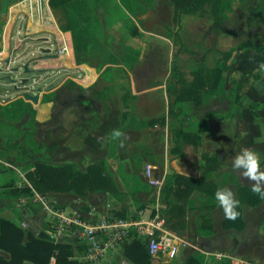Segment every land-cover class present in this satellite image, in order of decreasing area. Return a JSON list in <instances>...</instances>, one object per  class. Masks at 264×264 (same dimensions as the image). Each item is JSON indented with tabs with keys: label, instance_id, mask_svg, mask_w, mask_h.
Here are the masks:
<instances>
[{
	"label": "rangeland",
	"instance_id": "1",
	"mask_svg": "<svg viewBox=\"0 0 264 264\" xmlns=\"http://www.w3.org/2000/svg\"><path fill=\"white\" fill-rule=\"evenodd\" d=\"M20 1L0 0V35L7 28L6 25L9 22L13 5ZM106 1L100 0L99 4L97 0H88L91 20L82 25L87 31L89 39L93 42L94 49L102 51L106 58L112 54H119L124 44H130L140 52L138 61H130L127 64L128 69L121 68L116 85L107 84L103 80L96 84L101 90L104 87L112 89L111 104L118 107L119 112L122 113L119 115H124L123 118L125 119L120 128L126 129L124 124L128 123L131 129H127L124 133L123 130L118 131L111 137L106 157L102 159L105 161V173L113 182V190L97 191L86 197L65 193L63 194L64 198L60 200L73 209L79 207L86 209L89 206H96L101 214L121 211V215L138 218L143 214L148 216L159 212L165 220L166 229L177 235V215L163 213L166 208L163 202V194L161 191L160 196H158L155 187L147 181L148 168H151L155 177L165 179L167 174L177 172V159H180L181 165L188 166L191 163L200 171L201 164L204 163V171H206V156H208L212 158L208 161V166L214 167L211 172L213 181L220 182L223 179L235 181L232 158L241 149L237 144V138L241 137V130L237 128L236 102L231 95L225 100L210 98L201 104L192 100L180 102L177 100V88L169 90L168 85L170 82L177 84L174 70L176 72L177 70L178 72L181 71L182 75L178 82L181 81L180 87H184L190 83L188 80L191 78L193 67L201 64L205 67L215 65L216 58L220 57V51L228 49H220L217 41L213 45L215 35L218 37L230 36L232 41L224 43L225 45L236 44L247 37L258 39V34L264 31V22L258 17L255 22L249 23L248 16L250 8L264 2V0L233 1V11L227 21V28L232 32L231 34L210 30L212 15L206 8L196 14H183L182 25L184 29H179L176 9L171 0H150L149 2L128 0L127 7L122 4L121 0ZM53 9L55 12L58 10L54 7ZM24 21V14H20L13 30L12 43L14 46H22L18 54H28V56L18 63H12L11 66L23 65L34 56L31 54L33 51L48 45L40 41L39 38L54 39V35L48 32L36 33L25 38ZM19 37L24 38V40L19 42ZM53 48H55L54 45ZM260 56H264V53ZM91 61L96 64L100 61V57L95 54ZM233 61L235 63L236 59ZM150 65L152 68L146 70V67ZM1 66L4 67L5 63H2ZM261 69L263 70L260 71L264 74V67L261 66ZM129 72L135 78L136 90L143 87L140 81L144 78H146L143 80L146 85L148 82L156 80L163 83V86L159 87L157 91L145 95L146 100L142 98L137 100V97L129 100L132 85L125 84V79L128 78L127 81H131ZM208 72L207 69L205 73ZM238 73V71L234 72L230 79L237 78ZM33 75L34 73L16 74V77L22 78ZM78 75L82 76L83 73ZM72 88L76 92H80L79 84L72 86ZM249 93L251 100L255 95L257 97L260 95L264 100L263 84H256ZM208 112L215 114L213 117L207 118L208 131H204L203 123ZM132 118L136 121H133ZM141 122H145V124L143 123L144 126H141L143 128L135 129L137 126L140 127ZM179 126H183L191 134H201L202 140L199 143H188L180 139L177 134ZM35 128L37 126L25 129L24 133L19 134L21 139L23 135L26 137V141L30 139L29 136L33 134L32 132L37 130ZM209 133L212 140L208 141L206 146L204 143L205 134ZM11 149L13 153L19 151L18 146L11 147ZM254 151L259 155L261 166L264 168V150ZM43 155L44 150L41 151L39 157L43 158ZM87 167L83 166L84 170ZM115 190L125 194L123 200L114 196ZM48 196L50 199L57 200L55 193H50ZM78 198H82V200L78 201ZM195 203V206L199 205V202ZM221 216L220 209L216 215L219 224L221 223ZM184 218V227H186L187 222H190L191 225L189 237L192 241H197V233L199 232L197 211L191 212L189 219L187 216ZM263 227L262 225V232L260 231L259 234L264 236ZM257 241H261L260 237ZM5 255L0 250V256ZM153 258H155V263L159 261L162 264H177L178 262L177 254L173 257ZM222 259L213 256L210 259V264L223 262H226L224 264H232L230 261L228 263ZM104 264L108 263L104 262Z\"/></svg>",
	"mask_w": 264,
	"mask_h": 264
},
{
	"label": "crops",
	"instance_id": "2",
	"mask_svg": "<svg viewBox=\"0 0 264 264\" xmlns=\"http://www.w3.org/2000/svg\"><path fill=\"white\" fill-rule=\"evenodd\" d=\"M17 12L14 22L19 17ZM212 25L213 22L210 26L212 27ZM211 27L210 30L213 31ZM33 28L36 30L35 24ZM55 33L58 37L53 33L51 34L54 35L53 40L57 43L55 47L57 49V47L60 48L59 37L62 34H58L56 31ZM65 35L70 38L71 45L73 46L70 66L39 67V63L44 59L34 61L31 66L45 70L41 76L45 79L44 85L50 88L42 94L38 104L26 100L36 110V123L31 125L32 115L26 113L20 121L14 124L13 129L6 133V137L0 132V216L11 219L22 227L32 231L37 237L46 240H51L50 225L40 206L24 195L23 187L27 186L29 181L23 168L33 164L37 160H41L51 164H76L84 170L83 166L87 167L106 157L111 137L123 126L121 124L125 120L123 118L124 115H119L121 112H119L118 107L111 104L113 97L112 89L104 87L101 90L96 84L103 80L107 84L116 85L119 79L118 74L122 70L121 68L128 69V63H106L101 69H98L97 63H93L92 65L87 63L78 64L72 33L64 31V37ZM213 41V45L216 44V41L218 42L220 49H229L237 44H224L232 41L230 36L218 37L215 35ZM0 42L3 44L0 45L1 66L10 53L20 55L18 51L21 50L22 46H14L10 37L8 45H6L5 32L0 35ZM68 53L69 49L67 53L63 54ZM263 53L264 51L258 53L252 49H244L235 53L234 59L236 61L235 63L234 61L231 62V68L225 74L226 99L231 95L236 102V124L237 128L241 130V137L237 138V144L240 148L247 146L260 151L264 150V100L260 95L258 97L255 95L251 100L249 92L258 83L264 86V74L261 72L263 70L261 66L264 67V56H260ZM61 55L59 54L53 60L59 59ZM107 68H110V70L104 73ZM146 68V70H149L152 68V65ZM236 71L239 72L237 78L230 79ZM79 73H83V75L79 76ZM249 73H254L257 75V78L251 81L250 87L248 86L249 89L247 87L241 99L236 101L235 93L231 92V89L234 87L236 81ZM91 74H94L95 77L94 79H90L88 84L81 82L82 79ZM129 74L131 76L130 83L127 81L128 78L125 79V84L132 85L129 100H133L134 97H137V100L141 98L146 100L147 98H144L145 95L157 91L159 87L163 86V83L156 80L148 82L146 85L143 81L146 78H144L140 81L143 87L136 90L135 78L131 72ZM190 77L189 82L193 79L192 75ZM76 84H79L80 92H76L72 88ZM181 88L179 84L177 91L180 92ZM47 95L50 98L44 102L43 98ZM17 98L21 97L11 87L0 91V105H5ZM35 126H37L35 128L37 130L32 132L33 134L29 136L30 139L26 141V137L23 135L22 140L19 134L24 133L25 129ZM124 126H126V129L124 128L123 133L127 129H131L128 123L124 124ZM139 128L143 127L137 126L135 129ZM211 140L210 133L205 134V145ZM14 146L19 147V151L16 153H13L11 149ZM42 150H44V159L39 157ZM179 160L177 159V173L194 178H201L205 174L204 163L201 164L200 171L191 163L188 166L181 165ZM6 163L14 167H9ZM234 175L236 177L235 181L223 179L220 182L217 180L213 181V183H217L218 187L230 185L234 188L239 200L238 206L242 209V217L246 223L245 228L242 230L225 228L223 226L225 216L217 201L215 207L211 210L210 220H207L206 223L200 220V210L191 209L188 205L186 208L187 219L190 218L191 212L197 211L198 213V239L197 241H192L189 237L191 233L190 222H187L186 227L177 230V236L185 242L183 246L185 248L183 249L182 247L177 254V264H184L193 252H199L205 256L204 264H210V259L213 256L220 259L223 258L222 260L228 263L230 261L232 264H242L243 261L250 264H264V236L259 234L260 231L262 232V225L264 226V198L256 206L241 202L238 187L251 188L252 182L248 181L246 177H242L239 174V170L234 169ZM44 195H50V193ZM55 195L59 201H62L60 199L64 198L63 194L55 193ZM22 198H26V202H21ZM220 209L222 216L220 219L221 223L219 224L217 223L216 215ZM111 213L121 215V211ZM259 237L260 242L257 241ZM220 254H223L224 257H221ZM106 262L108 264H134L124 256L123 248L111 252L107 256ZM224 263L226 262L221 264Z\"/></svg>",
	"mask_w": 264,
	"mask_h": 264
},
{
	"label": "trees",
	"instance_id": "3",
	"mask_svg": "<svg viewBox=\"0 0 264 264\" xmlns=\"http://www.w3.org/2000/svg\"><path fill=\"white\" fill-rule=\"evenodd\" d=\"M100 4V0H97ZM108 1V0H107ZM106 1V2H107ZM149 2L150 0H143ZM177 13V22L179 29H184L182 25L183 14H196L202 9H207L212 15V30L225 34L232 32L227 28L229 15L233 11L234 0H171ZM122 4L127 7L128 0H121ZM51 5L57 8L55 12L59 27L63 31L72 33L75 56L78 64H93L91 58L96 54L100 57L97 63L98 69L106 63L117 64L119 62L129 63L138 61L140 52L129 44H124L119 54H112L106 58L100 50H95L93 42L89 39L83 23L90 22L88 10V0H51ZM260 17L264 22V2L256 4L250 8L248 16L249 23L255 22ZM252 49L255 52L264 51V31L258 34V39L247 37L242 39L233 47L226 51H220V57L215 60V65L207 66L198 65L191 69L193 76L188 86L177 91V100L180 102L195 101L201 104L210 98L225 100L226 91V72L231 68V62L235 53ZM208 69V73L205 71ZM107 68L105 72L109 71ZM174 77L177 78V84L170 82L169 90L178 89L181 71L174 70ZM257 78L254 73L245 74L240 80L236 81L231 92L235 93L236 101H239L244 95L245 89L251 81ZM49 96H44L43 101L49 100ZM26 113L32 115L31 125L36 123V110L33 105L24 98H17L5 105H0V132L6 137V133L13 129L15 123L20 121ZM214 112H208L204 119V131H208L207 118L213 117ZM134 118H132L133 120ZM136 121V120H133ZM145 122L139 125L144 126ZM119 128L118 131H122ZM177 134L180 139L188 143H199L202 135L198 133L191 134L183 126L177 128ZM178 153V151H177ZM17 159H19L17 157ZM207 167L205 174L201 178L190 177L181 173H170L165 177L162 188L163 202L166 205L165 212L177 215V230L184 228L186 208L189 205L191 209H199L200 220L203 223L210 220V214L216 205L215 191L218 186L213 183L211 172L214 169L208 166L211 157L206 156ZM104 160H100L81 169L76 164H51L41 160L23 168L26 177L32 187L41 194L47 193H73L79 197H86L97 191L113 190V182L105 173ZM25 196L32 198V188L27 185L23 187ZM197 192L195 195L194 193ZM239 199L241 202L252 206L259 205L263 198L252 192L251 188L239 186ZM124 193L114 191L117 199L123 200ZM194 195V196H193ZM198 195V198H197ZM195 202L199 205L195 206ZM239 215L236 219H226L223 226L227 229L236 228L242 230L246 223L242 217V209L238 206ZM0 250L6 255L0 256V264H50L51 258L55 257L56 264H88L79 262L74 259V246L69 243H56L37 237L32 231L22 227L9 218L0 216ZM124 256L134 264H162L154 262L155 258L151 256L144 238L135 236L123 247ZM205 256L199 252H193L189 255L184 264H204Z\"/></svg>",
	"mask_w": 264,
	"mask_h": 264
},
{
	"label": "built area",
	"instance_id": "4",
	"mask_svg": "<svg viewBox=\"0 0 264 264\" xmlns=\"http://www.w3.org/2000/svg\"><path fill=\"white\" fill-rule=\"evenodd\" d=\"M18 3L21 7L17 13L18 15L24 14L25 17L23 24L26 32L25 38L41 32H51L57 36L55 33V28H57L62 34L63 41L66 42L64 31L59 27L51 0H21ZM17 19L11 28V39ZM34 24L38 26L37 30L33 28ZM23 40L24 38H18L19 42ZM56 51L59 56V54L67 53L68 47L60 41V48L57 47ZM54 58L56 57L46 59L53 60ZM20 59L21 55L12 54L11 64L20 62ZM6 165L14 167L9 163ZM147 181L155 187L160 196L165 179L155 177L151 168H148ZM28 185L33 191L30 199L40 206L48 219L51 240L56 243L72 244L75 247L73 258L79 262L104 264L111 252L123 248L135 236L145 239L152 257H173L185 245L181 238L166 229L165 220L159 212L134 218L111 212L101 214L96 206L73 209L59 200L50 199L48 195L37 192L30 182ZM26 200L22 198L21 202H26ZM79 200L81 201L82 198H78ZM220 256L224 257L223 254ZM50 264H56L55 257L51 258ZM242 264L250 263L243 261Z\"/></svg>",
	"mask_w": 264,
	"mask_h": 264
},
{
	"label": "water",
	"instance_id": "5",
	"mask_svg": "<svg viewBox=\"0 0 264 264\" xmlns=\"http://www.w3.org/2000/svg\"><path fill=\"white\" fill-rule=\"evenodd\" d=\"M39 40L48 45L41 46L37 51H33L31 54L34 56L23 65L11 66L12 53L3 61L5 66H0V91L6 90L7 87H11L20 97L38 104L42 94L50 89L44 85L45 79L41 76L45 70L33 68L31 67V63L39 59L57 57V49L52 47L53 45L56 47L57 43L54 40H50L48 37L39 38ZM27 56L28 54H22L20 61ZM33 73V76L16 77V74Z\"/></svg>",
	"mask_w": 264,
	"mask_h": 264
},
{
	"label": "clouds",
	"instance_id": "6",
	"mask_svg": "<svg viewBox=\"0 0 264 264\" xmlns=\"http://www.w3.org/2000/svg\"><path fill=\"white\" fill-rule=\"evenodd\" d=\"M232 167L239 170L242 177L252 182V192L264 198V168L256 151L251 147H242L232 158ZM215 199L223 210L226 219L234 220L239 215V200L234 188L230 185L218 187Z\"/></svg>",
	"mask_w": 264,
	"mask_h": 264
},
{
	"label": "bare ground",
	"instance_id": "7",
	"mask_svg": "<svg viewBox=\"0 0 264 264\" xmlns=\"http://www.w3.org/2000/svg\"><path fill=\"white\" fill-rule=\"evenodd\" d=\"M20 7H21V4L20 3H17L15 5H13V7L11 9V14H10V18H9V22L7 24L6 34H5V36H6L5 37L6 38V45H8V41H9V37H10V32H11L12 25L14 23V19H15L16 12L19 10ZM35 28L38 29V26L36 24H35ZM55 30L58 32V34H61L58 31L57 28H55ZM57 37H58V35H57ZM65 38H66V42L63 41L62 36L59 37L60 41H62V43L66 47H68L69 53L68 54H62L59 59H55V60H46V59H44V60H41V62L39 64L40 67L47 68V67H59V66H70L71 65V61L72 60H70V57L72 56V49H73L72 47L73 46L71 45L70 38L67 35H65ZM39 60H36V61H39ZM94 77H95V75L94 74H91V75L87 76L85 79H82L81 82H83L85 84H88V82L90 81V79H94Z\"/></svg>",
	"mask_w": 264,
	"mask_h": 264
}]
</instances>
